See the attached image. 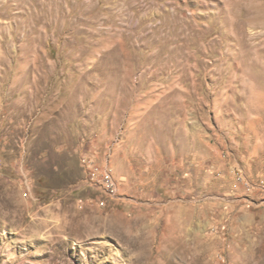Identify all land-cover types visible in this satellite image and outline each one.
Here are the masks:
<instances>
[{
  "label": "rangeland",
  "instance_id": "rangeland-1",
  "mask_svg": "<svg viewBox=\"0 0 264 264\" xmlns=\"http://www.w3.org/2000/svg\"><path fill=\"white\" fill-rule=\"evenodd\" d=\"M0 151V264H263L264 0H0Z\"/></svg>",
  "mask_w": 264,
  "mask_h": 264
},
{
  "label": "built area",
  "instance_id": "built-area-1",
  "mask_svg": "<svg viewBox=\"0 0 264 264\" xmlns=\"http://www.w3.org/2000/svg\"><path fill=\"white\" fill-rule=\"evenodd\" d=\"M3 170V157L0 151V174L2 173ZM94 170L97 171L98 168L94 167ZM100 177V181L103 185V187L109 191V192H114L117 190V185H116V181L114 179V177L111 175V173L107 170V169H103L100 171L99 173Z\"/></svg>",
  "mask_w": 264,
  "mask_h": 264
},
{
  "label": "bare ground",
  "instance_id": "bare-ground-1",
  "mask_svg": "<svg viewBox=\"0 0 264 264\" xmlns=\"http://www.w3.org/2000/svg\"><path fill=\"white\" fill-rule=\"evenodd\" d=\"M264 264V263H263Z\"/></svg>",
  "mask_w": 264,
  "mask_h": 264
}]
</instances>
